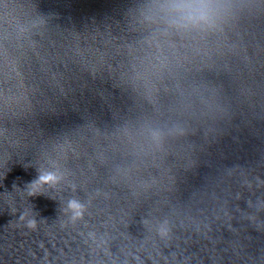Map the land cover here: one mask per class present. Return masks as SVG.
Wrapping results in <instances>:
<instances>
[{
    "label": "water",
    "instance_id": "1",
    "mask_svg": "<svg viewBox=\"0 0 264 264\" xmlns=\"http://www.w3.org/2000/svg\"><path fill=\"white\" fill-rule=\"evenodd\" d=\"M0 264H264V0H0Z\"/></svg>",
    "mask_w": 264,
    "mask_h": 264
},
{
    "label": "clouds",
    "instance_id": "2",
    "mask_svg": "<svg viewBox=\"0 0 264 264\" xmlns=\"http://www.w3.org/2000/svg\"><path fill=\"white\" fill-rule=\"evenodd\" d=\"M54 179L51 174H48L47 177L45 176H40L38 177L37 181H34L33 183L39 182V183H49ZM68 207L73 211V219L79 218L82 216V205L76 201V200H70L68 202ZM29 226L32 227L34 226V221H29L28 222Z\"/></svg>",
    "mask_w": 264,
    "mask_h": 264
}]
</instances>
